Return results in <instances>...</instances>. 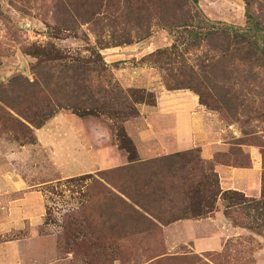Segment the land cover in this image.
I'll return each instance as SVG.
<instances>
[{
    "label": "rangeland",
    "instance_id": "1",
    "mask_svg": "<svg viewBox=\"0 0 264 264\" xmlns=\"http://www.w3.org/2000/svg\"><path fill=\"white\" fill-rule=\"evenodd\" d=\"M258 2L262 0H254L247 7L244 0H190L188 7L201 14L205 23L240 27L245 25L246 12L254 14ZM55 14L51 0H0V85H6L15 75L33 79L31 66L39 58L31 52L36 47L59 49L64 57L70 59L81 55L91 58L90 45L98 46L103 62L99 63L105 67V71L101 72L102 81L106 80L104 74L111 73L113 80L123 89H145L152 92L155 98L165 91L175 90L167 88L164 77L173 84V74H177L179 68L188 71L184 67V58L193 65L194 70L199 58L208 59L205 63L210 58L217 59L218 52H208L203 43L196 49L189 48L194 40L183 30L169 33L155 21L148 28L149 34H146L145 28H130L121 43L103 33L100 36L101 42L97 44L98 36L92 32L90 24H81L76 33L63 31L53 18ZM248 44L247 41H235L230 37L223 46L228 53L224 63L236 82L232 89L239 96L236 100V118L231 115L235 106L228 109L216 106L215 103L206 106L196 93V89L200 90L201 95L202 91L206 92L203 98L205 96L204 99L210 101V95L218 92L217 79L212 78L211 81L216 83L213 87H210V83L202 85L195 81L192 89L185 87L176 90L192 94L199 104L219 119L223 128L220 140L227 144V149L217 152L214 162L247 166L250 157H254L262 167L264 184V59H258L254 49L256 46L250 47ZM164 48L170 49L174 57L169 68L161 69L157 64L143 59L148 53ZM205 53L209 56H205ZM94 58L93 55L91 60ZM252 62L254 65L251 73L255 75V82L246 86L245 77ZM237 73L239 76L236 77ZM183 83L180 85H185ZM42 102L45 103L44 100ZM142 106L152 105L137 104L138 115L127 119L121 112L80 116L70 108L54 107L44 113L43 117L36 116L35 121L38 123L30 124L35 135L34 141L29 140V133H18L15 128L13 130L0 123L1 177L13 175L23 180L25 186L22 191L14 193L16 196L38 190L45 202L43 222L35 234H49L53 248L50 254L46 253L31 264H166L165 258L170 256L199 255L208 260L207 253H213L210 256L221 253L217 254L221 264H264V198L260 199L259 196L253 201H247L242 199L241 193L219 194L208 199L207 205L213 201L214 209L193 217L198 220L210 217L205 226L199 224L204 235H170L168 231L165 237L159 226L126 238H119L117 234L113 244L105 250L97 239L94 243L97 229L92 223L98 218L101 203L96 194L98 188L94 184L99 170L95 166V151L97 153L102 147L115 146L129 161L128 153L121 147L123 135L132 141L138 160H149L139 159L136 146L140 139L138 136L145 127L146 115L142 117ZM9 121L17 125L15 120ZM241 139L246 144H239ZM245 147L250 152H246ZM87 169L94 171L88 173ZM82 173L90 176L79 179ZM205 173L210 174V171L205 170ZM111 179L116 180L117 177ZM190 196L193 199L191 204L197 202L195 197L199 196L193 192ZM147 199H150V195H147ZM72 209L79 211L73 215ZM217 212L220 214L217 219H213L212 216L217 215ZM29 231V227L24 225L21 230L0 234V242L29 237ZM194 239L214 241V244L209 246V250L196 252L190 246ZM209 264L215 263L209 260Z\"/></svg>",
    "mask_w": 264,
    "mask_h": 264
},
{
    "label": "trees",
    "instance_id": "2",
    "mask_svg": "<svg viewBox=\"0 0 264 264\" xmlns=\"http://www.w3.org/2000/svg\"><path fill=\"white\" fill-rule=\"evenodd\" d=\"M51 2L54 12L57 13L53 18L60 30L76 33L81 24H90L92 32L98 36L97 44L101 42L100 36L103 33H107L111 40L121 43L124 42L127 33L129 34L130 28L131 30L145 28L146 34H149L148 28L152 21H155L169 33L183 30L191 36L194 41L189 48L196 49L203 43L208 52H218L217 59L210 58L206 63L208 59L199 58L195 63L197 66L195 70L184 58V67L188 68L191 74L179 68L178 73L173 74L172 78L175 85L164 77L165 85L168 89L185 87L192 89L195 81L202 85L210 83V87L217 83L218 92L210 95V101L204 99L205 96L203 98L206 92L202 91L201 95L199 89L194 91L206 106L214 103L227 109L235 106L231 113L234 118L237 117L236 100L239 96L232 89L236 83L233 74L224 63L228 54L223 47L224 44L230 37L235 41H247L250 47L256 46L254 49L257 58L264 59V0L257 3L254 14L246 12L245 25L240 27L205 23V20L201 19V14L188 7L190 0H109V2L51 0ZM244 2L250 7L254 0ZM196 19L199 20L195 22ZM99 49L98 46L90 45L91 58L93 55L95 57L93 60L86 55L74 56L70 60L56 48L33 49L31 54L39 58V61L31 66L33 79L15 75L6 85H0V123L7 125V128L13 130L15 128L18 133L23 131L29 133V140L34 141L35 135L30 124L38 123L35 117H43L44 113L54 107L70 108L80 116L95 115L99 112L110 115L121 112L127 119L138 115L137 104L155 105L156 98L152 92L139 88L123 89L113 80L111 73L104 74L106 80L102 81L101 72L105 71V67L101 65L103 62ZM205 56L209 55L205 53ZM173 58L168 48L157 49L143 57L161 69L169 68L168 65ZM243 59L245 58H240ZM253 65L252 62L250 73L246 74V86L250 82H255V75L251 73ZM212 78L218 82L213 83ZM183 82L185 85L181 86ZM207 95L209 96V93ZM10 119L15 120L17 125L9 121ZM238 142L246 144L244 139ZM122 143L121 147L129 155L128 163L100 170L94 179L95 188H98L96 194L98 199H101L98 218L92 223L97 229L94 243L96 239L100 241L103 250L113 244V238L117 234L119 238H126L128 235L153 230L179 219L197 217L214 209L213 201L207 205L208 199L213 196L215 198L219 194H240L237 191H220L218 177L214 171L216 160H203L198 148L140 161L132 141L122 135ZM205 170L210 171V174H206ZM88 176L90 175H81L79 179ZM113 176L117 179H111ZM198 176L200 177L197 178ZM191 192L199 196L195 197L197 202L194 201L193 204ZM147 195H150V199H147ZM240 196L247 201L254 199L242 194ZM263 198L262 183L260 199ZM71 211L74 215L79 210ZM67 215L70 213L65 216ZM207 254L208 260L200 258L199 255L170 256L165 260L169 264H209V260L221 264L220 256L217 255L221 253L211 256L213 253Z\"/></svg>",
    "mask_w": 264,
    "mask_h": 264
},
{
    "label": "crops",
    "instance_id": "3",
    "mask_svg": "<svg viewBox=\"0 0 264 264\" xmlns=\"http://www.w3.org/2000/svg\"><path fill=\"white\" fill-rule=\"evenodd\" d=\"M141 108L142 117L143 114L146 117L145 127L136 144L139 159H151L198 148L203 160H212L217 152H224L227 149V144L220 140V131L223 128L219 124V119L187 91L176 89L165 91L157 95L155 105ZM64 148L66 149V145ZM115 148L102 147L97 153L95 151V166L99 167L98 171L128 163L127 157ZM245 151L250 152V149L246 148ZM250 158V164L247 166H231L220 162L214 164L221 192L237 191L247 198L254 199L261 195L262 167L257 159ZM2 170L0 168V234L21 230L24 225L29 227L31 234L26 238L0 242V264H31L36 259L40 260L46 253L50 254L53 248V240L49 234L44 236L35 234L43 222L45 212L43 195L38 190H30L16 196L14 193L22 191L25 183L13 175L1 177ZM86 171L90 173L94 170ZM219 214L217 212L212 218L217 219ZM208 218L210 217L201 220L184 218L160 226L165 237L168 231L170 235L201 236L204 235V231L199 224L205 226ZM190 244L192 251L199 252L209 250L214 241L194 239Z\"/></svg>",
    "mask_w": 264,
    "mask_h": 264
}]
</instances>
